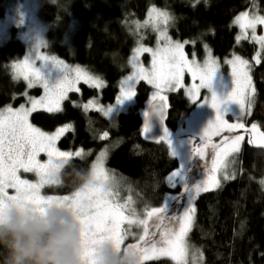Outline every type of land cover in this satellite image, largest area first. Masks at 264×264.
I'll return each mask as SVG.
<instances>
[{
    "label": "trees",
    "instance_id": "trees-1",
    "mask_svg": "<svg viewBox=\"0 0 264 264\" xmlns=\"http://www.w3.org/2000/svg\"><path fill=\"white\" fill-rule=\"evenodd\" d=\"M6 1L0 0V18ZM151 8L170 14L168 33L183 44L188 56L201 59L209 50L219 60L238 55L250 66L255 92L250 114L241 122L256 125L262 138L245 132L238 150L224 159L232 177L221 176L217 187L195 197L188 239L200 248L202 264H264V49L259 52L257 64L251 61L256 44L246 39L238 42L233 24L242 11L264 16V0H41L38 15L47 26L46 51L67 64L84 66L99 77L103 81L99 100L102 104L112 103L117 81L130 70L129 55L134 46L155 41L157 31L153 26L137 34L132 30L133 23L143 21ZM15 35L13 28L10 39L0 45V108L20 103L26 88L11 69L25 52V43ZM150 89L145 81L137 82L133 104L109 118L99 110L85 108L87 100L98 97V90L81 83L62 100L58 111L35 110L30 119L48 132L70 126L58 138L57 147L80 150L82 155L73 157L65 172L87 171L93 157L102 150L106 172L115 186L133 194L139 205L157 207L172 190L166 182L167 174L180 165L188 170L193 161H183L170 153L160 139L143 137L142 117ZM39 90L30 91L37 94ZM166 95L165 128L185 130L194 103L181 89L167 91ZM212 158L210 150L205 157L207 173ZM58 178L59 184L46 185L43 191L66 194L81 184L67 175ZM173 205L174 199L170 211ZM142 264L176 263L159 258Z\"/></svg>",
    "mask_w": 264,
    "mask_h": 264
},
{
    "label": "rangeland",
    "instance_id": "rangeland-1",
    "mask_svg": "<svg viewBox=\"0 0 264 264\" xmlns=\"http://www.w3.org/2000/svg\"><path fill=\"white\" fill-rule=\"evenodd\" d=\"M6 5L4 7V15L0 18V45L5 44L11 37L12 29L15 28L17 30V36L20 40L25 43V52L24 54L14 61L11 65V69L13 72V76L16 79H22L25 83V90L22 93L23 100L18 103L17 105H6L3 108H0V115L7 116L8 109H11L13 112L17 110H31L27 111V123L31 125L33 128L40 130V132L45 133L49 136L54 135L57 133L58 129L53 131H44L38 128L31 122L30 116L31 113L35 110H47V106L51 105L54 108L57 104V97L53 92V88L57 85H62L65 88L64 96L62 99L58 100V106H60L62 100L67 97V95L72 92L78 90L79 84H85L89 87H94L98 90V97L91 98L87 100L85 106L87 105L88 109H104L107 110L108 108H113V111L109 115H105L106 117L113 118L116 116L117 113L121 111H127L129 107L133 104V100L131 97L130 99H125L122 103H117V98L121 97L122 94L128 89L131 88L134 91V87L136 83L139 81H145L150 85V93L147 96L148 102L152 100L154 97H167V91H172L173 89H181L183 94L188 98L190 102L194 103V108L192 109L185 126V130L182 131H171L168 130L169 140L171 141V148H169L167 143V137L160 139L164 141L170 153H175L178 155L183 161H193L192 166L186 165L190 168L188 170L185 166L180 165L176 169L170 171L166 176L167 184L172 188L169 190L164 197L163 204L151 208H160L164 207L167 203L168 211L166 215L168 217L177 216L178 214L182 215L184 210L189 206L188 205V193L184 191V186L188 185L191 189L193 184H202L203 182L207 181L210 175H215L216 180L220 182L221 176H225L231 178L233 173L232 170L226 169L225 167V157L231 153L228 152L226 156L220 161L218 168L216 169L215 173L212 172L213 168V159L215 157V151L213 150V158L211 159V168L207 173V162L205 157L207 156L208 151L212 150L210 145L216 144L220 148H227L231 145V139L228 140L227 144H225L224 140L225 137H230L232 134L235 136H244L245 132H250L254 136L261 137V132L255 128L253 129L252 124L244 125V128H237L229 131H224L220 135L211 136L210 139L206 141L209 145L208 148H205V156L203 159L199 158L197 155L193 154L192 149L196 146H200L204 141L201 140V136L203 135V130L207 125V122L210 119H215V110L211 108V92H215L219 96H226L227 92H231L233 89H240L241 91H248L250 95L248 99H250L251 104L253 100L254 93H251V89L254 88L252 78H251V86L248 90L243 89V81L238 75H234V64L236 57H239L241 60L246 61L245 59L241 58L238 55H232L226 58L219 60V58L213 56L208 49L205 52L204 56L201 59H196L195 57L188 56L184 48H182V52L184 54L185 59L189 62V64L195 66L198 69L197 75H193L192 72L189 71L187 67L183 69L180 73V84L176 86L173 83L172 87H168L165 85L162 90H158L154 84L149 83L147 78H141L138 75V72L141 68L144 69L146 74H150L153 71V63L156 62L157 68L160 67L161 57H166V54L162 51L168 41H165L162 37L161 33H165L168 37V40L171 41L173 44L181 42L174 40L168 33L169 29V22L165 23L163 17H158L157 12H163L157 8H151L147 13L143 21L141 22H134L132 26V30L134 33H141L140 31H144L148 27L153 26L156 29V36L155 41L153 44H146L143 42L137 43L132 52L129 55V72L121 77L116 85H117V95L115 100L109 104H102L99 100L100 90L103 86V81L97 77L96 75L90 73L84 66L81 65H71L67 64L61 59L57 58L56 56L49 54L47 50V43H46V24L40 19L38 12L41 0H8L6 1ZM247 12L249 18L252 16H260L254 11L246 10L240 13ZM238 13L233 20V24L237 30V40L242 41L244 39L249 40L256 44L257 52L252 56V60L255 64L260 61L259 52H262L264 49V42H262L259 38L264 37V32L261 28V24H257L255 29L252 28H244L242 29L238 22H236V17L240 15ZM183 45V44H182ZM138 48H147L151 51H139L136 50ZM153 53H156L154 56ZM27 62L31 69L37 70L39 75L35 74V71H30L28 73V78H25V75L21 74L18 70L19 65H23ZM167 59L165 58V65L167 64ZM209 66L215 67L216 73L213 77V80L209 88L199 87L201 81L199 76L201 74H205ZM250 66L248 64V71L250 75ZM77 70H80L82 73H86L87 75L98 78L102 84L100 87L93 86L91 82L86 83L82 77L77 76ZM45 85H48L46 88ZM32 88H39V92L35 94L30 90ZM255 90V89H254ZM255 92V91H254ZM159 93L158 95H156ZM33 101H37L38 103L33 108ZM43 101V103H39ZM91 102V103H90ZM230 109L229 114L225 113L224 118L228 121V123H242L241 121L243 118L247 116H240V109L234 108L237 107L236 104L230 103L227 105ZM252 107V105H251ZM251 110V108H250ZM48 111V110H47ZM104 114L103 111H100ZM239 116V119H238ZM240 120V121H239ZM244 124V123H242ZM65 127V126H63ZM60 129V128H59ZM240 131V134L237 131ZM237 133V134H236ZM234 136V137H235ZM60 137V136H59ZM58 137V138H59ZM164 137V131L161 138ZM52 142V146L57 151H67L75 153L77 150H62L57 147V140ZM239 147V146H238ZM219 150V149H217ZM5 151L7 148L5 147ZM105 151V150H104ZM102 150L98 151L96 155L93 157L92 161L89 164L87 172H90L92 169L93 164H99L100 167L106 172L105 168V155L101 157ZM104 153V152H103ZM36 159L40 163H47L49 161V156L46 152H39L36 156ZM230 166V165H229ZM177 172L176 176L171 177V182L169 181V177L171 173ZM107 173V172H106ZM17 176L21 180L28 181L30 184H38L40 183V177L36 174L35 171L32 172H25L23 168L17 170ZM108 174V173H107ZM109 186L115 189L118 192V196L114 198L119 203L126 204L127 209L125 210V214H127L128 209H135L137 215L140 218H144L147 211L151 208L142 206L138 204L137 198L131 193H125L123 190L118 189L115 184L113 183V179L110 175ZM223 176V177H224ZM183 183V186H181ZM55 184V183H53ZM46 185L51 184H44L42 185L38 193L42 197H63V196H71L72 193L78 190L82 184H80L75 190L66 193V194H50L48 192H44L43 188ZM215 187H211L210 189H214ZM6 193L8 196H15L17 195L15 188H7ZM200 193V192H199ZM181 194V196H179ZM194 199L198 195L197 193L193 192ZM179 197V198H178ZM174 199V205L172 210L170 211V204ZM194 199L192 200V207L194 208ZM194 218V217H193ZM193 223V221H192ZM122 228H129L127 224L121 225ZM178 230V225H175ZM192 227V224H191ZM129 230L133 233L131 236H126L121 246L128 247L129 245L136 244L138 242V237L143 234V227L142 226H131ZM152 231H156L152 229ZM188 235L185 237V247H186V256L184 257L183 264H202V253L198 246H194L188 239ZM153 241H160L161 237L159 232L155 237L150 238ZM140 246L147 247L149 246L144 241H140ZM159 246V245H158ZM167 258L176 263L169 257H162ZM149 261V260H146ZM145 262V261H143Z\"/></svg>",
    "mask_w": 264,
    "mask_h": 264
},
{
    "label": "snow or ice",
    "instance_id": "snow-or-ice-1",
    "mask_svg": "<svg viewBox=\"0 0 264 264\" xmlns=\"http://www.w3.org/2000/svg\"><path fill=\"white\" fill-rule=\"evenodd\" d=\"M158 17H163L165 23L171 19L170 14L166 12H157ZM236 22L239 23L242 29L252 28L255 29L257 24H264V16H252L249 18L247 12L240 13L236 17ZM165 41H168L165 48L162 50L166 57H161L160 67L157 68L156 62L153 63V71L146 74L144 69L141 68L138 75L141 78H147L149 83L154 84L158 90L167 85L172 87L173 83L176 86L180 84V73L185 67L195 76L198 69L189 64L185 59L182 52L183 45L176 43L173 44L168 40L165 33H161ZM264 42V37L259 38ZM139 51H151L147 48H138ZM155 56L156 53H153ZM165 58L167 64L165 65ZM234 75H238L243 81V89L248 90L251 86V77L246 69L248 62L241 60L239 57L235 58ZM21 74L28 78L30 71L37 70L30 68L29 64L25 62L23 65L17 66ZM216 73L215 67L209 66L205 74H201L199 87L209 88L213 77ZM77 76L82 77L86 83L91 82L93 86L100 87L102 82L98 78L91 77L86 73L77 70ZM47 88L48 85H45ZM254 88L251 93H254ZM53 92L57 97V104L47 106L48 111L59 110L58 100L64 96L65 88L62 85H57L53 88ZM157 93L156 95H158ZM135 95V92L128 88L121 97L117 98V103H122L125 99H130ZM250 93L248 91H241L240 89H233L227 92L226 96H219L215 92H211V108L215 110V119H210L203 130L201 140L204 141L200 146L192 149L193 154L203 159L205 156V148L209 145L206 143L211 136L220 135L224 131L231 132L237 128H244L242 123H228L224 118V114L230 111L227 105L229 103L236 104L240 109V116H247L250 114L251 101L248 99ZM155 98V97H154ZM161 100L164 97H160ZM33 108L38 103L33 101ZM43 103V101L39 102ZM91 103V102H90ZM87 107V105L85 106ZM27 111L31 110H17L13 112L8 109V115H0V208L5 206L8 202H26L35 206H43L56 203L69 202L75 212L81 226V244L83 250L84 264H95L92 259V252L95 245L104 241H111L113 245L119 248L126 236H131L133 233L129 230L131 226H142L143 234L138 237L136 244L129 245L139 254L140 264L146 260L159 259L162 257H169L176 262V264H183L184 257L186 256L185 237L191 229V224L194 217L195 209L192 207V200L194 199L193 192L199 193L201 191H208L211 187H217L219 182L216 180L215 175H210L209 179L202 184H193L190 189L188 185L184 186V191L188 193V207L184 210L182 215L168 217L167 203L164 207L151 208L147 211L144 218H140L135 209H127L126 204H122L114 200L118 196V192L109 186L110 177L100 167V165L93 164L90 171V180L87 183L74 191L71 196L63 197H42L39 195L38 190L44 184H59L61 181L58 179L60 166L55 161H64L68 165L73 157H80L82 152L77 150L72 152L57 151L52 142L60 135L67 132L70 126H65L57 130L54 135H47L40 132V130L33 128L27 123ZM104 115H109L113 108L107 110L100 109ZM160 117H163V108L158 109ZM148 113H145V117ZM239 119V116H238ZM253 129L256 125L252 126ZM146 134L149 131V123L145 124L143 129ZM107 136V133H104ZM167 137V143L171 148V141L169 140L168 130L164 129V137ZM231 139V145L227 148H220L216 144L210 145L211 149L215 151L213 159L212 172L215 173L219 166L220 161L229 151L235 152L238 150L239 142L243 139L241 136L225 137V144ZM5 147L7 151H5ZM219 149V150H217ZM39 152H46L49 156L47 163H40L36 156ZM174 154V153H173ZM101 157L105 153L100 154ZM23 168L25 172L35 171L40 177V183L30 184L28 181L21 180L17 176V170ZM178 173L173 172L169 177L176 176ZM228 178V177H226ZM7 188H15L17 195L8 196L6 193ZM127 224L129 228H122L121 225ZM178 225V230L175 227ZM155 229L156 231H152ZM159 232L161 237L160 241H153L150 238L155 237ZM140 241H144L149 246L141 247ZM159 245V246H158Z\"/></svg>",
    "mask_w": 264,
    "mask_h": 264
},
{
    "label": "clouds",
    "instance_id": "clouds-1",
    "mask_svg": "<svg viewBox=\"0 0 264 264\" xmlns=\"http://www.w3.org/2000/svg\"><path fill=\"white\" fill-rule=\"evenodd\" d=\"M81 184L90 180V172H65ZM59 179V178H58ZM81 226L69 202L35 206L26 202H8L0 208V264H84ZM95 264H140L135 249L104 241L94 246Z\"/></svg>",
    "mask_w": 264,
    "mask_h": 264
},
{
    "label": "water",
    "instance_id": "water-1",
    "mask_svg": "<svg viewBox=\"0 0 264 264\" xmlns=\"http://www.w3.org/2000/svg\"><path fill=\"white\" fill-rule=\"evenodd\" d=\"M261 28L264 32V24H261ZM163 108L164 115L160 117L158 109ZM148 113V116L145 117V113ZM168 115V103L166 99H160L159 96L150 100L145 108L144 115L142 117V127L144 129L145 124L149 123V131L145 134L144 131L142 135L145 139L151 141H157L161 139L163 131L165 129V120ZM262 149L264 151V142L262 144Z\"/></svg>",
    "mask_w": 264,
    "mask_h": 264
},
{
    "label": "flooded vegetation",
    "instance_id": "flooded-vegetation-1",
    "mask_svg": "<svg viewBox=\"0 0 264 264\" xmlns=\"http://www.w3.org/2000/svg\"><path fill=\"white\" fill-rule=\"evenodd\" d=\"M232 104L230 103V106H231ZM228 107V106H227ZM237 108H239L238 106L236 107V108H234L235 110L237 109ZM227 114H229L230 116H232V114L228 111L227 112Z\"/></svg>",
    "mask_w": 264,
    "mask_h": 264
},
{
    "label": "bare ground",
    "instance_id": "bare-ground-1",
    "mask_svg": "<svg viewBox=\"0 0 264 264\" xmlns=\"http://www.w3.org/2000/svg\"><path fill=\"white\" fill-rule=\"evenodd\" d=\"M18 32H17V30H16V34H17ZM15 36H17V35H15Z\"/></svg>",
    "mask_w": 264,
    "mask_h": 264
}]
</instances>
